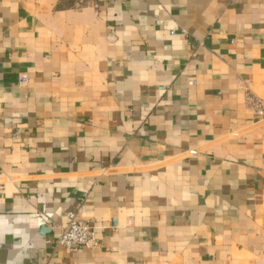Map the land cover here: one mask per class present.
Instances as JSON below:
<instances>
[{
    "label": "crops",
    "instance_id": "crops-1",
    "mask_svg": "<svg viewBox=\"0 0 264 264\" xmlns=\"http://www.w3.org/2000/svg\"><path fill=\"white\" fill-rule=\"evenodd\" d=\"M0 264H264V0H0Z\"/></svg>",
    "mask_w": 264,
    "mask_h": 264
},
{
    "label": "built area",
    "instance_id": "built-area-1",
    "mask_svg": "<svg viewBox=\"0 0 264 264\" xmlns=\"http://www.w3.org/2000/svg\"><path fill=\"white\" fill-rule=\"evenodd\" d=\"M21 83L26 82V78H19ZM262 111V107L260 106ZM68 224L62 228L57 239V246L68 250L81 248L95 249L98 247L95 228L91 222L83 221L71 215Z\"/></svg>",
    "mask_w": 264,
    "mask_h": 264
}]
</instances>
